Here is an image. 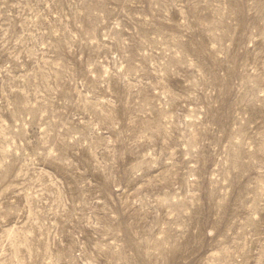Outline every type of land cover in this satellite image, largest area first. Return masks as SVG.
Listing matches in <instances>:
<instances>
[{
	"label": "rangeland",
	"instance_id": "1",
	"mask_svg": "<svg viewBox=\"0 0 264 264\" xmlns=\"http://www.w3.org/2000/svg\"><path fill=\"white\" fill-rule=\"evenodd\" d=\"M0 264H264V0H0Z\"/></svg>",
	"mask_w": 264,
	"mask_h": 264
}]
</instances>
